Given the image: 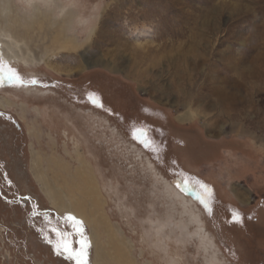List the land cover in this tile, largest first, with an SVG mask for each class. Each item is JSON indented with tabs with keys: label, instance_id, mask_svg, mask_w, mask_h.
<instances>
[{
	"label": "rangeland",
	"instance_id": "1",
	"mask_svg": "<svg viewBox=\"0 0 264 264\" xmlns=\"http://www.w3.org/2000/svg\"><path fill=\"white\" fill-rule=\"evenodd\" d=\"M72 2L88 19L72 17L63 29L76 48H58L44 29L28 42L36 64L0 59V97L15 102L0 107V264H74L57 245L78 250L81 237L35 181L31 152L49 184L75 200L78 191L61 184L68 176L46 161L63 158L75 171V142L92 163L100 202L93 216L85 199L96 225L76 217L88 264H209L211 254L218 264H264V0ZM14 3L24 16V3ZM9 70L22 83L4 80ZM185 114L191 119L180 120ZM140 129L147 146L133 139ZM166 180L193 200L211 242L179 213Z\"/></svg>",
	"mask_w": 264,
	"mask_h": 264
},
{
	"label": "bare ground",
	"instance_id": "2",
	"mask_svg": "<svg viewBox=\"0 0 264 264\" xmlns=\"http://www.w3.org/2000/svg\"><path fill=\"white\" fill-rule=\"evenodd\" d=\"M20 1L23 2L24 5L26 6L24 10L27 13L24 16H21L17 13L18 7L14 3L15 0H0V59L2 61H6L14 65L17 62H21L23 66H30L28 64L29 63L28 60L30 59L32 60V62L36 64L37 63L36 58L31 53V50L33 49V47L29 45L28 42L35 40V34H34L35 32L38 31L37 34L39 33L41 34V30H44V29H45L44 31L46 35H50L53 37V39L56 40V42L58 43V48H67L68 45L71 43H74L73 45L71 44L73 48H76L78 46V44L75 42L76 39L74 40L70 37L64 38L63 36V29L65 28L67 23H70L73 20L72 17L73 18L77 17L80 23L88 21L86 15L83 14L82 16H79V13L75 14L74 10H70L71 6H73L72 0H20ZM56 11L59 14H62L61 19L59 18V20L52 19L53 14ZM92 17L94 18L95 15ZM92 28L93 27L90 28L87 34V37H89L90 34L92 33V30L94 29ZM52 43H55V42H52ZM44 48L45 47H43L42 49ZM34 91H38V89L36 90V87H35ZM46 91L48 90H40V92L42 93H45ZM10 97L11 95L9 94H5L0 97V107L1 108L10 107L11 105L13 106L15 104V102ZM19 105H20L19 108L21 107V111H22L20 116L25 117L23 110H25L26 104L21 101ZM32 109L36 113L39 112L38 111L39 109L36 106H33ZM25 111L27 112V110ZM178 117L182 121L186 119H191L189 114L180 115ZM28 123L31 125V128L29 129V131L31 132L30 135H32L33 133L36 132V127H35L36 125H35V122L32 123L29 121ZM65 132L66 131L63 129V133ZM73 148H74V155H71L70 153L69 154L72 157V159H74L77 163V165H75V169H74L75 171L69 172L70 167L72 165L69 163V161H65V163H63L64 160L63 158H60V157L59 158L55 157L52 159L49 158V160H46L47 169L50 168L52 169L51 171H56L55 174H57L59 177H62V178L66 174L68 177L63 178V181L61 184L65 188H67V190L71 193L78 191L80 198L73 200L72 198H70V196H68L67 194L68 192L67 193L65 192L66 189L61 190V188L59 187L58 190L61 191L59 193L55 190L56 188L55 185H53L52 187L51 183L49 184L48 178L50 176L48 178L46 177L47 176L46 169L44 171L40 170V162L42 161L41 156L37 151L34 152L33 150L31 152L32 153L31 167L34 170V179L35 181H37V183L42 188L41 190H43L45 196L47 197L48 202L51 204L52 207H54L59 212H67L69 213V215L75 216L77 218H82L88 224H90V226H94V224L96 225V221H95L96 219L94 220V217L91 218V216L85 215L86 213L84 214L85 212L84 206H86L85 205V202H87L86 200H89V202L92 205V208H90L91 209L90 212L91 214H94L93 216H95V212L99 210L98 206L100 205V202L98 201L99 193H98V188H97V180L95 178L96 176L92 169V165H91L92 163H90L89 160L86 159L84 152L83 151L81 152V149H78L77 142L74 143ZM148 164L150 165L149 161H148ZM152 169L153 167L150 166V170L154 175V179L158 178L157 173L155 172L154 169L152 171ZM61 174L62 175L64 174V175L62 176ZM69 179L71 182L69 181ZM164 190L169 197L170 196L172 198L174 197L176 201L182 206V209L181 211H179V213L181 212V214H184V213L187 214L188 216L187 221H194L196 224V228L198 229L197 231H200L202 234V232H204L203 222L201 218L199 217V215L196 213V211H194L193 208H191V205L194 203L193 200L183 195L179 190L171 186L168 180L164 182ZM239 195L244 197V194L242 191H239ZM171 200L173 202V199ZM165 219L168 220V218H165ZM181 219H180V221L182 222L181 224L183 225V227H186L187 223L185 224L183 222L185 218L183 220ZM100 220L103 222L105 226L104 228L106 229L107 227V230H109L108 229L109 226L107 225V223L103 221V218H101ZM166 223L167 221L163 220L162 222H160V226H164ZM205 238L206 237H204V235L202 234L201 239L204 244H206L207 242L208 243L211 242L210 238L206 239L207 241L204 240ZM113 246L115 247L113 249L115 256L122 261V249L118 245L117 246L113 245ZM215 255L216 254L210 255L209 264H218L217 257Z\"/></svg>",
	"mask_w": 264,
	"mask_h": 264
},
{
	"label": "snow or ice",
	"instance_id": "3",
	"mask_svg": "<svg viewBox=\"0 0 264 264\" xmlns=\"http://www.w3.org/2000/svg\"><path fill=\"white\" fill-rule=\"evenodd\" d=\"M3 79L11 84L22 83L20 81L19 76L15 74L12 70H9L7 73H3ZM32 83H36V81H32ZM89 101L94 106H102L98 103L97 98L95 97H89ZM132 136L134 140H138L141 144H144L145 146L149 144V141L145 138L146 132L143 129L134 130ZM185 187H187V184L185 185ZM65 219L72 224V226L76 230L77 235L81 237V239L77 241L79 248L78 250L71 249L69 248V245L65 242L62 248L57 245V254L64 255L67 260L74 261V264H88L86 256L87 250L89 248V243L87 237L84 236L82 222L72 215H67ZM57 235H60V233H57Z\"/></svg>",
	"mask_w": 264,
	"mask_h": 264
},
{
	"label": "flooded vegetation",
	"instance_id": "4",
	"mask_svg": "<svg viewBox=\"0 0 264 264\" xmlns=\"http://www.w3.org/2000/svg\"><path fill=\"white\" fill-rule=\"evenodd\" d=\"M2 196V195H1ZM3 197V196H2ZM25 198V197H24ZM24 198H23V200H24ZM8 199V198H7ZM19 199H21L22 200V198H18V200H17V202H20V204L22 203V201L20 200L19 201ZM32 200V201H31ZM31 200H29L30 202H31V204H33L34 203V200L33 199H31ZM13 201H16V199H14ZM8 203H11L10 201H8ZM19 204V203H18Z\"/></svg>",
	"mask_w": 264,
	"mask_h": 264
}]
</instances>
